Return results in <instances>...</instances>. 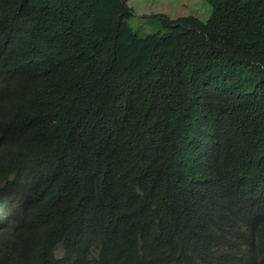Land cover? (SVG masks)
<instances>
[{
    "label": "trees",
    "instance_id": "16d2710c",
    "mask_svg": "<svg viewBox=\"0 0 264 264\" xmlns=\"http://www.w3.org/2000/svg\"><path fill=\"white\" fill-rule=\"evenodd\" d=\"M206 1L0 0V264H264V0Z\"/></svg>",
    "mask_w": 264,
    "mask_h": 264
},
{
    "label": "rangeland",
    "instance_id": "374dc122",
    "mask_svg": "<svg viewBox=\"0 0 264 264\" xmlns=\"http://www.w3.org/2000/svg\"><path fill=\"white\" fill-rule=\"evenodd\" d=\"M128 4L135 10L129 19L130 24L141 35L161 29L153 15L164 13L171 18L195 15L206 21L213 11L211 3L206 0H128Z\"/></svg>",
    "mask_w": 264,
    "mask_h": 264
},
{
    "label": "clouds",
    "instance_id": "9594fccd",
    "mask_svg": "<svg viewBox=\"0 0 264 264\" xmlns=\"http://www.w3.org/2000/svg\"><path fill=\"white\" fill-rule=\"evenodd\" d=\"M129 19H128V21H129ZM129 23H130V21H129ZM183 160L186 163H192V164H194V165H196L198 167H200V166L203 165L202 162H201V160H200V156H199V148H196L195 156L193 158L190 155H187V156L184 157ZM249 238L250 237H247L246 240H242L241 243H245ZM257 262L258 261H257L256 258L251 257V256H248V255L242 253V264H253V263L257 264Z\"/></svg>",
    "mask_w": 264,
    "mask_h": 264
}]
</instances>
